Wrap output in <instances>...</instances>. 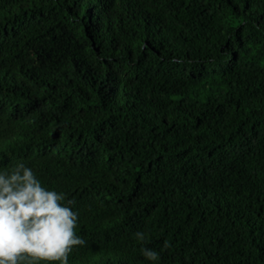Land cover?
I'll return each instance as SVG.
<instances>
[{
  "label": "trees",
  "instance_id": "16d2710c",
  "mask_svg": "<svg viewBox=\"0 0 264 264\" xmlns=\"http://www.w3.org/2000/svg\"><path fill=\"white\" fill-rule=\"evenodd\" d=\"M17 163L74 201L69 264H264V0H0Z\"/></svg>",
  "mask_w": 264,
  "mask_h": 264
},
{
  "label": "clouds",
  "instance_id": "9594fccd",
  "mask_svg": "<svg viewBox=\"0 0 264 264\" xmlns=\"http://www.w3.org/2000/svg\"><path fill=\"white\" fill-rule=\"evenodd\" d=\"M73 203L42 186L24 163L0 170V264H69L73 249L86 244L75 233ZM135 237L143 242L146 234L137 231ZM141 253L150 261L159 259L154 250L141 248Z\"/></svg>",
  "mask_w": 264,
  "mask_h": 264
}]
</instances>
